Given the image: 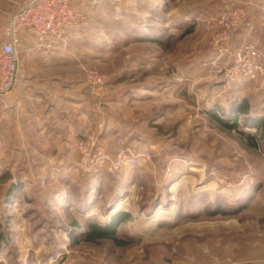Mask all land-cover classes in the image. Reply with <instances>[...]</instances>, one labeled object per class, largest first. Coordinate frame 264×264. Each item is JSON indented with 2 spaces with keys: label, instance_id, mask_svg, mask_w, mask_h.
Wrapping results in <instances>:
<instances>
[{
  "label": "rangeland",
  "instance_id": "1",
  "mask_svg": "<svg viewBox=\"0 0 264 264\" xmlns=\"http://www.w3.org/2000/svg\"><path fill=\"white\" fill-rule=\"evenodd\" d=\"M24 1L0 0V40ZM75 7L84 19L58 44L79 56L81 100L94 114L79 140L92 133V152L114 157L124 145L139 161L102 160L91 174L74 165L58 181L43 180L42 167L0 178V264H264V138L253 146L240 134L255 131L245 115L237 129L214 116L232 122L243 100L250 117L264 116V75L245 74L251 46L264 67V0ZM121 211L126 244L82 238Z\"/></svg>",
  "mask_w": 264,
  "mask_h": 264
},
{
  "label": "crops",
  "instance_id": "2",
  "mask_svg": "<svg viewBox=\"0 0 264 264\" xmlns=\"http://www.w3.org/2000/svg\"><path fill=\"white\" fill-rule=\"evenodd\" d=\"M35 43L22 33L18 80L0 99V174L10 178L16 167H42L43 180L58 181L78 163L76 144L94 114L87 97L81 100L74 48L58 44L44 54ZM62 67L64 75L57 72Z\"/></svg>",
  "mask_w": 264,
  "mask_h": 264
},
{
  "label": "built area",
  "instance_id": "3",
  "mask_svg": "<svg viewBox=\"0 0 264 264\" xmlns=\"http://www.w3.org/2000/svg\"><path fill=\"white\" fill-rule=\"evenodd\" d=\"M77 1L25 0L18 11L10 17L0 40V99L18 80L22 33L25 32L35 38L36 48L41 53L53 51L57 44L63 41L68 30L84 19L75 7ZM248 56L252 60L247 65L245 74L251 77L264 75L263 65L257 62L258 51L253 46L249 48ZM89 75L93 79L97 78L96 82L102 81L98 73L93 75V71H90ZM87 143L95 144L92 133L85 134L78 142L81 160L76 165L83 172L91 174L96 171L97 167L94 165H101L102 160H108L111 169H118L124 164H136L139 161V153H133L127 146L123 145L114 157H110L101 150L92 152L90 147L87 149Z\"/></svg>",
  "mask_w": 264,
  "mask_h": 264
},
{
  "label": "trees",
  "instance_id": "4",
  "mask_svg": "<svg viewBox=\"0 0 264 264\" xmlns=\"http://www.w3.org/2000/svg\"><path fill=\"white\" fill-rule=\"evenodd\" d=\"M249 104L246 100L239 102L235 107L230 111L232 122H227L223 119L219 113V109L216 108L214 116L219 120L223 125L229 128H236L241 120V116L245 115L244 126L254 127L255 131H245L244 129H239V132L243 137L249 139L250 143L253 146L259 145V138H264V116L261 114L251 115L249 114ZM218 113V114H217ZM7 177V173L0 174V178ZM91 187V185H90ZM21 186L19 184L11 185L12 193L18 192ZM130 216L129 212L121 211L115 214L108 223L101 224L99 222H92L89 224L88 230L82 233V238L87 241H97L102 238L112 239L114 242L119 244H126V241H123L118 237V227L119 225ZM79 235L77 234V237Z\"/></svg>",
  "mask_w": 264,
  "mask_h": 264
}]
</instances>
